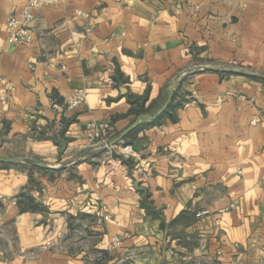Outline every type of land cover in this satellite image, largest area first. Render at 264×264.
<instances>
[{"label": "crops", "instance_id": "1", "mask_svg": "<svg viewBox=\"0 0 264 264\" xmlns=\"http://www.w3.org/2000/svg\"><path fill=\"white\" fill-rule=\"evenodd\" d=\"M28 1L0 0V157L52 169L0 168V220L20 251L49 245L35 264L95 251L108 264H264V127L251 123L264 120V0H42L31 44H10L6 20ZM174 84L120 142L139 160L89 138L91 123L112 139L154 116ZM75 90L86 103L68 109ZM24 198L36 208L22 212Z\"/></svg>", "mask_w": 264, "mask_h": 264}, {"label": "built area", "instance_id": "2", "mask_svg": "<svg viewBox=\"0 0 264 264\" xmlns=\"http://www.w3.org/2000/svg\"><path fill=\"white\" fill-rule=\"evenodd\" d=\"M62 2L63 0H58ZM42 0H30L19 12H14L10 14L6 20L5 27L7 32V42L18 46H29L32 42L31 35V23L34 20L35 12L43 5ZM0 89L9 91L11 89V84L0 76ZM86 103V96L82 90H75L73 95L69 97L65 102V107L68 109L76 108L82 104ZM252 124H260L264 127V120H259L254 118L251 122ZM89 132L88 136L91 140L99 143L101 147L110 149L115 148L117 154L122 158L139 160L140 155L138 151L131 145L118 143L113 147H108L107 142L111 138V128L106 124H94L88 125ZM111 165L109 175H113L116 171L115 165L122 166L121 159H116L113 162L110 161ZM133 179H142L145 177V172L142 166L137 165L132 174ZM262 188L264 189V178L262 179ZM13 204H15L13 202ZM207 212L199 213L198 216L204 215ZM118 240H114L117 243Z\"/></svg>", "mask_w": 264, "mask_h": 264}, {"label": "rangeland", "instance_id": "3", "mask_svg": "<svg viewBox=\"0 0 264 264\" xmlns=\"http://www.w3.org/2000/svg\"><path fill=\"white\" fill-rule=\"evenodd\" d=\"M4 156V155H0ZM6 156V155H5ZM8 156V155H7ZM8 157H14L9 154ZM41 159V158H40ZM8 166L7 164L0 163V168ZM3 203L0 202V214L3 208ZM91 241V240H90ZM88 243L85 242L82 247L87 248ZM76 247V246H75ZM49 245L41 244L39 246L33 247L31 249L20 251L18 237L16 236L14 229V221H2L0 220V264H35L43 263L46 253L49 252ZM103 253L98 251L90 252L88 254L87 260L84 264H108L107 260L104 258ZM111 264H135L134 261L125 257L124 260L111 263ZM161 264H218L217 262H212L208 260L200 261H165Z\"/></svg>", "mask_w": 264, "mask_h": 264}, {"label": "water", "instance_id": "4", "mask_svg": "<svg viewBox=\"0 0 264 264\" xmlns=\"http://www.w3.org/2000/svg\"><path fill=\"white\" fill-rule=\"evenodd\" d=\"M206 69L209 70V71H215V72H221V73L241 74L240 72L235 71L233 69H223V68H220V67H208ZM174 88H175V84L172 85V87L170 89V92H169V95H168V98L165 101L164 105L162 106V108L154 116H148V115H140V116H138L136 121L129 128H127L126 130H124L123 132H121L120 134L115 136L114 138L110 139L107 142V146L108 147H113L116 144L120 143L129 134V132L131 130H133L138 125V123L141 120H154L155 118L159 117L166 110V108L168 107V105H169V103H170V101L172 99V96H173ZM59 143L61 144V148L59 149V152H63L65 150L66 145H65V143H64V141L62 139L59 140ZM0 163H2V164L25 163V164H30V165H33V166H36V167H39V168L52 169L51 166H49V165H47V164H45L43 162L27 160V159L22 160V159H17V158L0 157Z\"/></svg>", "mask_w": 264, "mask_h": 264}, {"label": "trees", "instance_id": "5", "mask_svg": "<svg viewBox=\"0 0 264 264\" xmlns=\"http://www.w3.org/2000/svg\"><path fill=\"white\" fill-rule=\"evenodd\" d=\"M36 206L33 203V200H31L30 198H24V206L20 207V210L26 211V209H35Z\"/></svg>", "mask_w": 264, "mask_h": 264}]
</instances>
